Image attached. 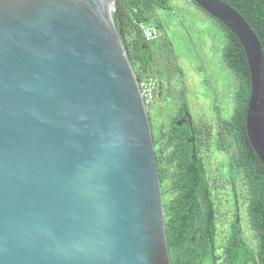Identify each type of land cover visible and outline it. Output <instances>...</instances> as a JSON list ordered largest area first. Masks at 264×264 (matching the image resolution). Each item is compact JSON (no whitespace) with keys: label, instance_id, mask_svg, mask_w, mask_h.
<instances>
[{"label":"water","instance_id":"water-1","mask_svg":"<svg viewBox=\"0 0 264 264\" xmlns=\"http://www.w3.org/2000/svg\"><path fill=\"white\" fill-rule=\"evenodd\" d=\"M192 1L243 47L246 136L264 166L258 37L223 0ZM113 7L0 0V264H170L150 120Z\"/></svg>","mask_w":264,"mask_h":264},{"label":"trees","instance_id":"trees-1","mask_svg":"<svg viewBox=\"0 0 264 264\" xmlns=\"http://www.w3.org/2000/svg\"><path fill=\"white\" fill-rule=\"evenodd\" d=\"M223 1L245 18L258 37L264 55V0ZM155 8L168 9L169 0H114L111 11L137 79L145 75L153 76V41L143 39L139 25L144 22L155 25L157 29L160 27L159 21H150ZM214 20L226 37L222 60L237 81L233 112L229 118L217 120L218 128L213 130L214 146L228 153L225 167L229 172L235 202L237 176L244 182L245 215L250 239L246 238L233 213L229 229L227 232L223 230L225 237L218 242L216 202L202 155L206 137L202 136L201 128L191 118L181 121L187 112L186 101L182 97L179 110L172 114L169 122L158 132H152L170 264H264V166L252 149L245 130L250 94L248 64L236 36ZM230 146H233V151L229 153Z\"/></svg>","mask_w":264,"mask_h":264},{"label":"rangeland","instance_id":"rangeland-1","mask_svg":"<svg viewBox=\"0 0 264 264\" xmlns=\"http://www.w3.org/2000/svg\"><path fill=\"white\" fill-rule=\"evenodd\" d=\"M150 21L161 24L153 40L152 74L157 83L155 103L146 106L151 132H158L169 122L184 97L187 105L185 118H191L201 128L202 136L206 137L202 155L216 202L218 242L225 237L234 210L239 212L249 240L244 182L237 176L235 202L225 167L228 153L214 146L213 130L218 128L217 120L227 119L233 112L237 82L222 60L226 42L224 31L190 0H169L168 9L152 10ZM228 150L232 152L233 146Z\"/></svg>","mask_w":264,"mask_h":264},{"label":"built area","instance_id":"built-area-1","mask_svg":"<svg viewBox=\"0 0 264 264\" xmlns=\"http://www.w3.org/2000/svg\"><path fill=\"white\" fill-rule=\"evenodd\" d=\"M139 27L141 35L145 41L151 42L156 38L158 29L155 25L141 22ZM137 87L144 105L148 106L151 104L156 96V81L154 77L151 75H145L142 78L137 79Z\"/></svg>","mask_w":264,"mask_h":264},{"label":"flooded vegetation","instance_id":"flooded-vegetation-1","mask_svg":"<svg viewBox=\"0 0 264 264\" xmlns=\"http://www.w3.org/2000/svg\"><path fill=\"white\" fill-rule=\"evenodd\" d=\"M156 89H157V83H156ZM154 101H155V99H154ZM153 101V102H154ZM155 103V102H154ZM185 115H186V113L184 114V116L181 118V120H182V122H185L186 120H189V117L188 118H185ZM230 177V176H229ZM237 209V208H236ZM234 214H235V218H236V221L237 222H240V224H241V227L243 228V226H242V223H241V219H240V217H239V212L238 211H235L234 210V212H233ZM249 238H250V236H249Z\"/></svg>","mask_w":264,"mask_h":264},{"label":"bare ground","instance_id":"bare-ground-1","mask_svg":"<svg viewBox=\"0 0 264 264\" xmlns=\"http://www.w3.org/2000/svg\"><path fill=\"white\" fill-rule=\"evenodd\" d=\"M109 7L111 8V3L109 4Z\"/></svg>","mask_w":264,"mask_h":264},{"label":"crops","instance_id":"crops-1","mask_svg":"<svg viewBox=\"0 0 264 264\" xmlns=\"http://www.w3.org/2000/svg\"><path fill=\"white\" fill-rule=\"evenodd\" d=\"M197 7V6H196ZM199 9V8H198ZM201 10V9H200ZM204 12V11H203ZM205 13V12H204ZM206 14V13H205Z\"/></svg>","mask_w":264,"mask_h":264}]
</instances>
